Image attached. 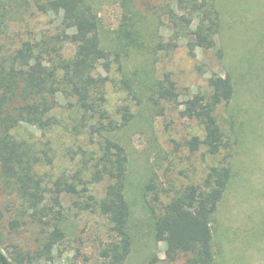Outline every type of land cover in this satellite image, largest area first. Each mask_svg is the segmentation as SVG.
I'll return each instance as SVG.
<instances>
[{
    "label": "trees",
    "instance_id": "16d2710c",
    "mask_svg": "<svg viewBox=\"0 0 264 264\" xmlns=\"http://www.w3.org/2000/svg\"><path fill=\"white\" fill-rule=\"evenodd\" d=\"M107 1L122 11L114 35L117 41L111 39V46L103 37L100 0H33L43 13L62 14L63 36H57L54 42L42 41L35 53L29 44H24L22 55L0 57V165H5L4 169L0 166V182L9 193L18 195L24 211L35 209L32 218L38 217L41 223L47 218L48 222L42 224L49 226L43 229L40 248L33 255L24 254L15 245L12 251L9 246L4 248L0 233V264H31L62 241V195L86 196L83 209H96L107 219L111 239L101 252L103 264H125L131 256L133 231L137 227L132 222L133 204L127 191L128 156L114 134L130 124L135 113L129 106L123 107L119 110L121 123L108 114L106 87L112 84L131 97L136 107L143 105L151 117L174 109L181 118L196 121L204 137L194 136L185 142L191 153L202 147L214 157L223 151L228 153L199 183L167 190L156 189L158 185L153 183L147 185L144 193L148 196L152 192L150 204L145 203L153 224L151 235L154 240L166 242L168 262L184 258L186 264H217L212 223L234 176V155L230 150L240 143L236 121L229 113L235 96L234 80L230 74L213 76L208 79L207 91L180 100L177 84L169 75L156 76L154 62L138 64L133 56L147 46L148 16L165 21L170 31L167 39L157 33V41L155 32L151 34L160 52L175 50L180 41H185L189 53L201 48L220 54L222 19L217 2ZM2 5L0 0V23ZM61 42L74 46L70 57L61 53ZM101 64L110 67L105 68L106 73L101 72ZM114 66L118 79L110 73ZM59 95L67 101L69 115L76 113L80 126L87 127L95 149L83 152L82 169L74 176L54 179L50 206L43 204L47 189L36 169L45 163L51 165L56 150L53 152L46 142L19 140L13 131L22 123L34 125L42 132L59 125V119L50 115L59 107ZM85 174H89V179L83 180ZM98 183L104 185L101 195L90 191L89 185ZM13 225L17 229L19 222L14 221Z\"/></svg>",
    "mask_w": 264,
    "mask_h": 264
},
{
    "label": "rangeland",
    "instance_id": "374dc122",
    "mask_svg": "<svg viewBox=\"0 0 264 264\" xmlns=\"http://www.w3.org/2000/svg\"><path fill=\"white\" fill-rule=\"evenodd\" d=\"M216 2L222 19L218 37L220 54L201 48L189 53L185 41H180L175 50L160 52L151 34L155 32L157 41V33L167 39L170 31L165 21L161 23L157 16H148L147 46L141 54L133 56L138 64L154 62L156 76L169 75L177 84L180 100L207 91L208 79L213 76L230 74L233 78L235 96L229 113L236 121L240 143L230 150L234 155V176L212 223L217 264H264V0ZM99 7L103 37L107 46H111V39L117 41L114 35L120 26L122 11L107 0H100ZM1 14L0 57L22 55L24 44H29L35 53L39 43L54 42L64 33L62 14L43 13L33 0H3ZM60 48L64 57L74 52V46L67 42H61ZM44 64H47L45 59ZM99 67L103 73H106L105 68H110L106 64ZM116 69L117 66L112 67L110 73L118 79ZM106 97L105 109L120 123L119 110L123 107L129 106L135 113L130 124L114 134L128 156L127 191L133 204L132 222L137 227V231H133V252L125 264H186L184 258L168 262L166 242L153 239L151 215L145 206L147 202L150 204L152 192L144 196L146 187L156 183V189L167 190L199 183L228 153L223 151L214 157L204 147L191 153L185 142L194 136L204 137L203 129L196 121L181 118L174 109H168L163 116L151 117L143 105L136 107L135 101L113 84L107 85ZM58 102L59 107L50 115L59 119V125L42 132L34 125L22 123L13 131L19 140L46 142L53 152L56 150L51 165L45 163L36 169L47 189L43 204L50 206L54 179L74 176L82 169L83 152L95 149L87 127L80 126L78 115L72 112L69 115L67 101L59 95ZM0 166L5 168V165ZM86 179L89 174L84 175L83 180ZM89 186L90 191L100 195L104 191L101 183ZM16 196L0 182L3 247L9 246L12 251L15 245L24 254L33 255L40 248L43 229L49 228L42 224L48 219H43L42 223L37 221L38 217L33 219L35 209L24 211L20 206L22 200ZM85 199L86 196L62 195L61 226L65 237L31 264L104 263L101 252L111 239L109 223L98 210H84ZM14 221L19 222L17 229H14Z\"/></svg>",
    "mask_w": 264,
    "mask_h": 264
}]
</instances>
